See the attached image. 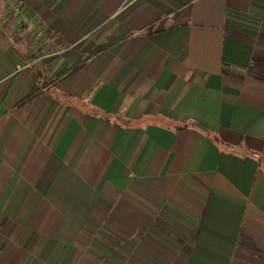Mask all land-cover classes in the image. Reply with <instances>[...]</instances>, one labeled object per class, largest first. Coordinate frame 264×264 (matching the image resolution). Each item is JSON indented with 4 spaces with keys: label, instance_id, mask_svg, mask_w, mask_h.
Wrapping results in <instances>:
<instances>
[{
    "label": "crops",
    "instance_id": "crops-1",
    "mask_svg": "<svg viewBox=\"0 0 264 264\" xmlns=\"http://www.w3.org/2000/svg\"><path fill=\"white\" fill-rule=\"evenodd\" d=\"M0 264H264V0H0Z\"/></svg>",
    "mask_w": 264,
    "mask_h": 264
}]
</instances>
